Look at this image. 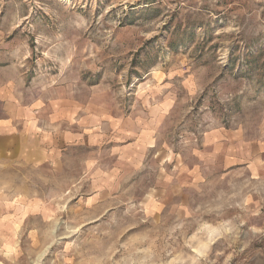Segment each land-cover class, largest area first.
<instances>
[{
  "label": "clouds",
  "instance_id": "clouds-1",
  "mask_svg": "<svg viewBox=\"0 0 264 264\" xmlns=\"http://www.w3.org/2000/svg\"><path fill=\"white\" fill-rule=\"evenodd\" d=\"M0 264H264V0H0Z\"/></svg>",
  "mask_w": 264,
  "mask_h": 264
}]
</instances>
